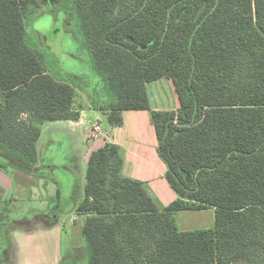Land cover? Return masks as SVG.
Masks as SVG:
<instances>
[{"label":"trees","instance_id":"trees-1","mask_svg":"<svg viewBox=\"0 0 264 264\" xmlns=\"http://www.w3.org/2000/svg\"><path fill=\"white\" fill-rule=\"evenodd\" d=\"M42 3L82 36L89 84L29 32ZM161 79L179 108L152 122L178 199L161 210L123 175L118 145L92 153L76 209L86 264H264V0H0V171L38 176L43 125L80 119L78 89L120 127L123 112L151 110ZM207 209L213 229L180 231L178 212Z\"/></svg>","mask_w":264,"mask_h":264},{"label":"crops","instance_id":"crops-1","mask_svg":"<svg viewBox=\"0 0 264 264\" xmlns=\"http://www.w3.org/2000/svg\"><path fill=\"white\" fill-rule=\"evenodd\" d=\"M155 85H160L162 90L169 92L174 90L172 81L168 79H161L148 87ZM154 90L148 89L151 110L123 112V124L120 127L112 126L107 115L94 110L91 105L78 108L75 104V108L80 112L78 121L46 122L43 125L37 144L38 176L19 171H13L10 176L0 171V264L2 247L5 253L8 251L10 257L15 260L22 258V247H25L27 263L37 264L35 261L42 253L39 243L44 240V243H48L50 234H54L57 245V250L54 249L53 264H60L64 252L73 259L81 251L85 259L82 246L83 228L87 217L78 214L76 209L84 198L90 157L107 143L116 144L121 148L124 159L123 175L141 181L161 210L178 199L166 178L168 168L158 154L159 142L152 122V112L177 110L179 102L171 109H162L153 100V95L160 100L161 97L164 99L166 94H161L159 89L157 92ZM176 99L178 101L177 96ZM97 125L101 128L99 133L94 129ZM56 139L69 146L67 154H49V147ZM46 175L51 176L48 180L50 182L42 180L46 179ZM65 187L70 207L67 213H61L62 189ZM57 196H60L59 202L55 201ZM50 201L55 206L59 205L57 213L44 218L50 210ZM2 203L4 206L11 204L16 207L12 217L7 216L4 207H1ZM64 217H68V220H64ZM176 218L182 232L215 227L213 209L181 211L176 214Z\"/></svg>","mask_w":264,"mask_h":264},{"label":"rangeland","instance_id":"rangeland-1","mask_svg":"<svg viewBox=\"0 0 264 264\" xmlns=\"http://www.w3.org/2000/svg\"><path fill=\"white\" fill-rule=\"evenodd\" d=\"M54 8L51 5H47L45 3H42L39 7H37L36 12H37V17L34 20V24L31 25L29 32L32 33L31 35H35L33 33L35 30L39 33V38L40 42L43 45V48L45 51H47L48 54V59L53 64L54 66H58L63 73L72 76V77H78L80 78L84 84L90 82L91 78V64H90V59H89V54L87 50L85 49L83 43L81 41L83 40L80 34L77 33V29L75 27L73 28L74 31L71 32L69 30V15L65 12L62 13H55ZM76 36H74V34ZM77 39V40H76ZM82 39V40H81ZM81 40V41H80ZM96 84L94 83V86ZM87 86V85H85ZM93 86V87H94ZM89 87V86H88ZM155 88V90L153 89ZM149 91L152 89L155 92H157V89L160 90L161 94H166L164 96V99L161 97L159 100L158 97H155L153 95V100L157 105L162 107V109L167 108L171 109L175 105H177L178 101L176 99V92L171 89L169 90H162L160 85L157 87H148ZM152 93V92H151ZM155 94V93H152ZM172 94V95H171ZM91 100H92V94L89 95V93L85 91H81L78 89V97L75 100V104L78 108L81 107H88L91 105ZM104 101V99H103ZM103 106V102L100 104ZM164 107V108H163ZM56 138V137H55ZM69 146L65 143L62 142L60 143V140L57 141L54 140L51 143V146L49 147V154L53 153L56 155H65L68 153ZM46 179L42 178L44 182H50L48 181L51 179V176L46 175ZM55 188V187H54ZM58 188V187H57ZM62 200H63V205H62V212L61 213H67L70 204L68 203V193L66 190V187L62 189ZM56 195V192H55ZM60 196L58 199H55L56 202H59ZM51 202V201H50ZM51 204V208H53L55 205L53 203ZM49 204V206H50ZM5 204L2 203L1 207H4L5 213L7 216L12 217L15 214V206L8 204L4 206ZM57 205V209H58ZM38 207V205H37ZM19 212V209L18 211ZM4 213V214H5ZM69 217V216H68ZM68 217H64V220H68ZM84 238V237H83ZM44 242H46L44 240ZM39 243L40 249L42 250L41 255L39 254V259L37 258V261L35 263L37 264H53V256L55 254L54 249L56 248L57 245L56 239L54 237V234H50L49 242L48 243ZM65 246H63L64 249ZM82 248H85V241L83 239V246ZM26 248L22 247L23 253H22V258L15 260L14 257H10V253L4 250V247L1 248V263L2 264H28L27 263V258H26ZM57 250V248H56ZM65 250V249H64ZM61 251V247H60ZM66 253L64 252V255L61 259L60 264H86L87 263V257L85 256L83 259L81 251H79V254L76 256V258H69L68 256L65 255ZM65 256V257H64ZM41 262V263H39Z\"/></svg>","mask_w":264,"mask_h":264},{"label":"built area","instance_id":"built-area-1","mask_svg":"<svg viewBox=\"0 0 264 264\" xmlns=\"http://www.w3.org/2000/svg\"><path fill=\"white\" fill-rule=\"evenodd\" d=\"M94 129H95V131H96V132H98V133L101 131V128H100V126H99V125L95 126V128H94Z\"/></svg>","mask_w":264,"mask_h":264}]
</instances>
